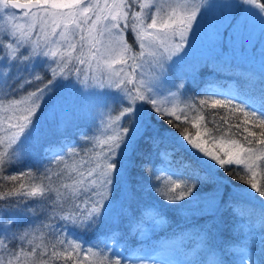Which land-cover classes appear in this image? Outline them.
Returning <instances> with one entry per match:
<instances>
[{
	"label": "snow or ice",
	"instance_id": "6c2138e0",
	"mask_svg": "<svg viewBox=\"0 0 264 264\" xmlns=\"http://www.w3.org/2000/svg\"><path fill=\"white\" fill-rule=\"evenodd\" d=\"M0 109V264H264V0H0Z\"/></svg>",
	"mask_w": 264,
	"mask_h": 264
},
{
	"label": "trees",
	"instance_id": "16d2710c",
	"mask_svg": "<svg viewBox=\"0 0 264 264\" xmlns=\"http://www.w3.org/2000/svg\"><path fill=\"white\" fill-rule=\"evenodd\" d=\"M132 37H129V43H131ZM197 54L191 55L188 57V59H195L198 58ZM225 88H227V84L224 81L220 82ZM202 85L196 86V90H199V87ZM239 102H244L243 99H241ZM180 108H183V105H180ZM188 119L186 120L184 117L180 120L178 123L182 125V129H171L167 124H164L162 121L159 122L156 127L158 128L159 132L163 137H165L168 141L169 147L176 149V155L177 156H184L185 159H192L194 162L198 163L199 161L196 160V157L190 153V150L187 149L186 145L183 143V141L179 138V133L183 132V134L188 135L191 139L196 140L197 139V132H199L200 140L203 142V140L207 139L209 141V144L207 146L212 147L213 144H215L216 148H220L221 143H223L224 148H230L231 142L228 139V136L230 135L227 132V128H225V133L223 135L221 134H214L216 135V139L212 140L211 137L208 135L209 129L212 128V125L210 123H207L208 121H211L213 119V115H205L204 112L196 110V111H189L187 113ZM200 116H205V119H199ZM216 119H219V117H216ZM231 119V117H230ZM0 121H5V113L2 109H0ZM232 139H236V137H232ZM100 142L96 146L97 153L100 152V150L104 147V136H99ZM154 163H159L158 161H154ZM221 175H223L221 173ZM226 179L230 180L231 178L226 177ZM257 183H264V175H257L256 177ZM262 181V182H261ZM234 183V182H232ZM157 232L160 231V229H156ZM169 233H164L161 235V239L159 241L154 239H149V237H142L143 239L148 240V243L145 244L143 251L147 253L148 251H153V246L156 244L159 245H166V243H170L166 241L165 238Z\"/></svg>",
	"mask_w": 264,
	"mask_h": 264
},
{
	"label": "rangeland",
	"instance_id": "374dc122",
	"mask_svg": "<svg viewBox=\"0 0 264 264\" xmlns=\"http://www.w3.org/2000/svg\"><path fill=\"white\" fill-rule=\"evenodd\" d=\"M208 31H210V29ZM206 44H207V37L206 36H202L200 40L194 41L193 47L189 51V56L195 55V54H197L198 56H201L202 53L205 51ZM180 107L177 109L178 112L181 109ZM181 120H184V119H181ZM152 252L153 251H148L147 253L144 252V254L147 256V255H150Z\"/></svg>",
	"mask_w": 264,
	"mask_h": 264
}]
</instances>
